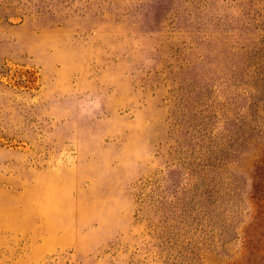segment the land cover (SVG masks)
Returning a JSON list of instances; mask_svg holds the SVG:
<instances>
[{"label": "rangeland", "instance_id": "rangeland-1", "mask_svg": "<svg viewBox=\"0 0 264 264\" xmlns=\"http://www.w3.org/2000/svg\"><path fill=\"white\" fill-rule=\"evenodd\" d=\"M0 264H264V0H0Z\"/></svg>", "mask_w": 264, "mask_h": 264}]
</instances>
